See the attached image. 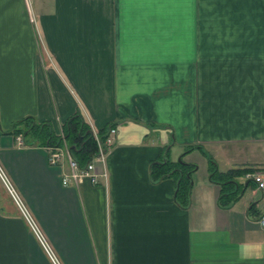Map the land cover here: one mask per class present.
Wrapping results in <instances>:
<instances>
[{"label": "crops", "instance_id": "crops-1", "mask_svg": "<svg viewBox=\"0 0 264 264\" xmlns=\"http://www.w3.org/2000/svg\"><path fill=\"white\" fill-rule=\"evenodd\" d=\"M77 111L116 132L107 179L64 186L14 123ZM166 151L196 165L185 206L151 178ZM209 158L252 169L234 201ZM0 163L62 264H264V0H0ZM9 198L0 264H51Z\"/></svg>", "mask_w": 264, "mask_h": 264}, {"label": "trees", "instance_id": "trees-1", "mask_svg": "<svg viewBox=\"0 0 264 264\" xmlns=\"http://www.w3.org/2000/svg\"><path fill=\"white\" fill-rule=\"evenodd\" d=\"M21 123H25L24 132L26 136L27 134L31 136L30 139L24 141L25 144L62 146L64 141L72 157L80 167H83L97 152V143L92 129L79 111L69 116L63 124V137L56 135L51 124L48 122L37 123L29 116L17 121L14 125L16 126ZM110 127H114V124H107L106 127L97 132L101 139H105ZM192 148L187 149V151H190ZM183 154L178 161L173 162L168 158L166 151L161 159L151 162L150 174L153 180H160L176 175L177 190L175 198L180 205L185 206L188 202L192 180L191 174L195 171L196 165L184 162L182 159ZM209 170L210 179L221 186L219 198L221 200L228 197L231 198L230 200H226L227 202L237 199L242 193L244 183L251 181V179H246L243 184L239 181L240 176L252 172V169L249 168H232L221 172L217 170L215 162L209 158Z\"/></svg>", "mask_w": 264, "mask_h": 264}, {"label": "built area", "instance_id": "built-area-1", "mask_svg": "<svg viewBox=\"0 0 264 264\" xmlns=\"http://www.w3.org/2000/svg\"><path fill=\"white\" fill-rule=\"evenodd\" d=\"M27 8H30V0H25ZM32 19V18H31ZM95 141L97 143V152L92 156V158L83 166L80 167L77 161L72 157L68 146L63 141L62 146L56 145H45L43 146L48 153V163L52 166H61L67 164V170L62 171L61 181L64 186L70 183L74 185L81 184L84 180H88L92 184L99 183V179H107L106 169L98 170V165H104L106 159V153L109 146L112 144L113 135L116 132L115 127H110L108 129L105 139H101L98 135V131L92 129ZM63 137L62 128L56 133ZM18 145H24L22 136L19 135L16 138ZM253 182H255L258 189L264 190V176L259 173H254L251 176ZM0 182L4 187V190L10 197L11 201L15 205L19 215L25 221L28 229L34 235L40 246L42 247L44 253L48 257L51 264H62L58 259L55 251L50 245L47 237L39 226L38 222L35 220L34 216L31 215L27 206L25 205L21 195L14 186L13 182L10 180L8 174L0 163ZM259 223L264 227V215L259 219Z\"/></svg>", "mask_w": 264, "mask_h": 264}, {"label": "rangeland", "instance_id": "rangeland-1", "mask_svg": "<svg viewBox=\"0 0 264 264\" xmlns=\"http://www.w3.org/2000/svg\"><path fill=\"white\" fill-rule=\"evenodd\" d=\"M176 160L178 161V157L176 158ZM9 176V175H8ZM11 180V179H10ZM12 181V180H11ZM14 184V183H13ZM15 186V185H14ZM16 187V186H15ZM17 189V188H16ZM19 192V191H18ZM20 194V193H19ZM21 195V194H20ZM22 197V196H21ZM10 199V198H9ZM22 199H23V197H22ZM10 201H11V199H10ZM23 201H24V203H25V205L27 206V209L29 210V212L31 213V215L32 216H34L33 215V213H32V211L30 210V208L28 207V205H27V203L25 202V200L23 199Z\"/></svg>", "mask_w": 264, "mask_h": 264}]
</instances>
